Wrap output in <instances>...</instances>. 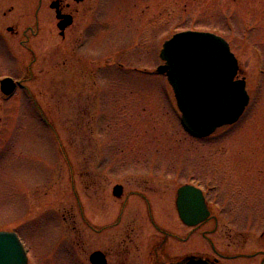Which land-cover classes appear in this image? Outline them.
<instances>
[{
	"label": "rangeland",
	"instance_id": "obj_1",
	"mask_svg": "<svg viewBox=\"0 0 264 264\" xmlns=\"http://www.w3.org/2000/svg\"><path fill=\"white\" fill-rule=\"evenodd\" d=\"M91 5L90 18L58 50L54 36H39L26 53L19 38L0 30V78L26 81L8 98L0 92V231L19 235L28 264H89L87 255L104 241L115 261L111 237L131 210L120 209L112 190L126 175L149 172L172 176L163 177L175 186L170 197L161 177L150 179L158 189L150 196L153 216L171 234L183 230L165 201L194 179L210 195L216 188L222 205L247 206L249 235L257 236L264 225V0ZM16 22L23 20H0V28ZM188 30L229 44L250 98L237 124L203 140L185 133L173 90L156 72L164 43ZM139 217L137 249L134 243L127 264H148L152 231L140 211ZM166 243L170 256L178 255L180 246Z\"/></svg>",
	"mask_w": 264,
	"mask_h": 264
},
{
	"label": "flooded vegetation",
	"instance_id": "obj_2",
	"mask_svg": "<svg viewBox=\"0 0 264 264\" xmlns=\"http://www.w3.org/2000/svg\"><path fill=\"white\" fill-rule=\"evenodd\" d=\"M92 8L91 0H0L1 21L23 20L21 24L16 22L1 25L0 30L3 31L4 28L5 33L12 38H19V45L26 53H31L32 40L39 36L42 38H52L54 36L59 41L54 49L58 50L73 39L72 30L79 25L78 23L82 19L90 18ZM25 19L30 22L29 25L24 21ZM88 27L89 22L84 25L83 30L87 31ZM81 39H86V35L83 38L82 34ZM84 43H86L85 40H83ZM29 46L30 48H28ZM35 62L36 56L29 66H32ZM27 80L29 81V79ZM25 82H17L19 88L24 87ZM135 173L138 174L126 175L125 178H121V183L115 185L112 190V196L120 209L127 210L130 206L128 210H131L129 219L125 221L122 218L115 226V228H119L125 222L122 230L120 228L118 233L111 237L112 243L114 241L116 243V260L119 259L115 264H127L126 256L131 252L134 243V248L137 249L139 211L152 231L148 241V264H171L174 261L180 262L188 258L201 259L207 264H228L232 261H238V264H264V225L263 231L254 236L252 241L248 230L251 215L249 209H246L247 206H240L238 209H235L234 206H224L220 203V194L219 196L215 195L217 191H214V189L216 188L212 187V192L215 193L212 194L211 192L210 195V192L205 190L201 181H195L194 179L183 181L175 189L170 202L169 200L167 202L166 199L164 208L167 211L172 206L173 213H175V223L183 230L182 236H176L163 226L164 221H155L152 212L153 207L155 209V200L153 199V203V200L150 199V196L156 194L155 191L158 190L156 187L150 186V183H154V181L150 182V179L161 177L159 178L160 181L157 182L161 186H165L168 190L165 193L170 197L168 194L171 191L170 187L175 186L168 183L170 179L166 181L163 177L172 178V176L150 174L149 172L144 174ZM176 181L178 180L173 182L177 183ZM115 188L116 196L113 195ZM182 189L187 190L182 194L183 197H180ZM197 192L202 196L199 199L195 195ZM188 194H191V196L188 197ZM209 199L210 202H208ZM167 240H174L180 246L178 255L170 256ZM250 242L253 245L252 247ZM220 243H225L226 246H222ZM117 247L119 250H117ZM112 250L114 249L110 247L109 243L106 241L101 242L98 249L88 252V263L90 264L91 255L99 252L103 255L106 264H113L116 260L114 261L112 257ZM226 250H231V252H226Z\"/></svg>",
	"mask_w": 264,
	"mask_h": 264
},
{
	"label": "water",
	"instance_id": "obj_3",
	"mask_svg": "<svg viewBox=\"0 0 264 264\" xmlns=\"http://www.w3.org/2000/svg\"><path fill=\"white\" fill-rule=\"evenodd\" d=\"M160 59L164 64L157 72L166 75L182 114V126L189 134L208 137L221 127L235 124L243 115L249 104L246 81L239 78L238 61L224 39L210 33H178L164 43ZM15 89L11 79L0 83L6 97ZM186 190H181L180 197ZM195 195L198 199L202 197L198 192ZM90 262L106 264L98 252L91 256ZM27 263V252L18 236L0 231V264ZM172 264L207 263L188 258Z\"/></svg>",
	"mask_w": 264,
	"mask_h": 264
}]
</instances>
